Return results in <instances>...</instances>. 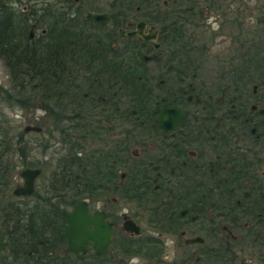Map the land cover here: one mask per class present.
Masks as SVG:
<instances>
[{
	"label": "flooded vegetation",
	"instance_id": "flooded-vegetation-1",
	"mask_svg": "<svg viewBox=\"0 0 264 264\" xmlns=\"http://www.w3.org/2000/svg\"><path fill=\"white\" fill-rule=\"evenodd\" d=\"M250 2H52L53 65L13 86L0 60L17 93L1 98L40 128L0 134V264H264V3ZM82 209L99 220L83 227Z\"/></svg>",
	"mask_w": 264,
	"mask_h": 264
},
{
	"label": "trees",
	"instance_id": "trees-1",
	"mask_svg": "<svg viewBox=\"0 0 264 264\" xmlns=\"http://www.w3.org/2000/svg\"><path fill=\"white\" fill-rule=\"evenodd\" d=\"M55 1L67 2L68 0H39L38 3H42L41 10L39 7L37 10L36 7L32 6L25 9L21 6L15 7L16 3H20V0H0V60L8 66L10 77L13 78H11L13 86L14 84L18 85V83L21 84L22 76L19 75L18 69L23 68V66H26V71H28L37 66L47 65L51 67L53 65L50 63V57L53 55L56 43L50 39V36L54 34L55 26L52 20H54V14L57 11L50 6ZM29 20H33L37 24H47L48 37L46 36L42 41H39L36 36L28 40L26 28ZM8 57L11 58L10 61ZM45 81L46 79L42 81V84ZM46 86L50 87L45 84L44 88ZM10 130L6 125V120H0V134H6ZM96 169L99 170V168Z\"/></svg>",
	"mask_w": 264,
	"mask_h": 264
},
{
	"label": "rangeland",
	"instance_id": "rangeland-1",
	"mask_svg": "<svg viewBox=\"0 0 264 264\" xmlns=\"http://www.w3.org/2000/svg\"><path fill=\"white\" fill-rule=\"evenodd\" d=\"M98 2L100 0H89V2ZM109 1V0H108ZM251 1V7L255 4V6H257L256 4H263L264 0H249ZM39 0H20V3H16L15 7H23V9L28 8V6H32V7H36L38 8V3ZM41 2V1H40ZM96 6V5H94ZM93 7V6H91ZM253 15H257L258 11H256L255 9L252 11ZM253 18V17H252ZM33 20H29L28 21V26L29 24H32ZM28 26L26 28V30L28 31ZM40 28L36 26V28H33V35H38L40 34ZM6 70L3 66H1L0 64V87L1 88H10L9 93L14 96L17 93L15 92V88L11 87V84L9 83V78L6 77L5 75ZM2 94L0 95V113L3 114L4 117H1V119H6V125L11 129L9 132L7 133H11V134H16L17 132H23L22 127L24 125H26V123H29V121H33V118L29 115L31 113H29V111L27 110V116L26 113L24 114L25 110L20 109L16 102L14 103L12 101V99L7 100L6 98H1ZM10 101V102H9ZM24 114V115H23ZM26 116V117H25ZM8 120V121H7ZM52 127H51V123H47L44 126V130L42 131V134H47L46 132L51 131ZM46 136V135H45ZM56 138V136H55ZM56 140H54V138H49V140L47 141V145L46 147H44V152H42L41 157L42 159H44V161L48 162L51 160L52 161V157L54 156V151L55 148L57 149L58 145L55 143ZM55 143V144H54ZM43 149V148H42Z\"/></svg>",
	"mask_w": 264,
	"mask_h": 264
},
{
	"label": "water",
	"instance_id": "water-1",
	"mask_svg": "<svg viewBox=\"0 0 264 264\" xmlns=\"http://www.w3.org/2000/svg\"><path fill=\"white\" fill-rule=\"evenodd\" d=\"M86 17L91 19V20H101L100 18H103V15H100V13H95V14H92L90 12H87L86 13ZM142 22H137V25L136 27L138 28V31L137 32H133V31H130L128 32V34H142L140 31H141V26ZM35 25V23L32 22L31 26H29V36L28 38L30 39L32 36H33V33H32V30H33V26ZM143 36V35H142ZM150 35L149 36H143V38L145 39H149ZM160 125V123L158 122V126ZM24 131L27 132L28 130L32 129L33 131H37V130H40L39 127H33L31 126L30 124H26V126H24ZM25 179V187L22 188L21 190L19 191H14L13 193L15 194H19V193H25V194H30V191H31V184H33V177H35V175L38 173L37 170H33V169H26L25 171H22ZM82 204V203H81ZM82 207H83V204H82ZM83 210V213H73V218H76L77 216L80 217L81 221H83V227L84 226H87L88 224H93L94 221L96 220H99L98 219V216L97 213H94V215L92 216H88L86 214V210L82 209ZM68 215L70 214H65V217L68 218ZM100 220H101V216H100ZM102 222V220H101ZM95 229L93 231H91V241H94L95 245H94V248L96 251H100L101 252V244H102V241H99V239H101V234H102V231H101V223L100 222H96L95 223ZM101 242V243H100Z\"/></svg>",
	"mask_w": 264,
	"mask_h": 264
}]
</instances>
